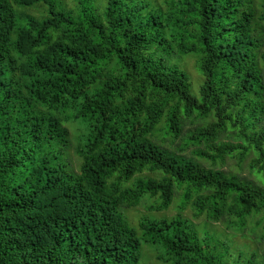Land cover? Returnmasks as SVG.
Returning a JSON list of instances; mask_svg holds the SVG:
<instances>
[{"label":"trees","instance_id":"trees-1","mask_svg":"<svg viewBox=\"0 0 264 264\" xmlns=\"http://www.w3.org/2000/svg\"><path fill=\"white\" fill-rule=\"evenodd\" d=\"M71 1L0 0V264H264V0Z\"/></svg>","mask_w":264,"mask_h":264},{"label":"rangeland","instance_id":"rangeland-1","mask_svg":"<svg viewBox=\"0 0 264 264\" xmlns=\"http://www.w3.org/2000/svg\"><path fill=\"white\" fill-rule=\"evenodd\" d=\"M158 2H162V0H157ZM67 3L70 6H73V2L71 0H67ZM187 69L190 73L191 76V82L193 86V94L194 95H199V89L201 85L203 84V78L201 74L199 73L197 67H196V60L194 58H190L188 60V66ZM237 161H229L226 166H224L225 170H237L236 166ZM244 176L251 177L249 174L248 167L245 168L244 170ZM147 209L144 206H140L138 211H131L129 213L130 218L133 219V222L137 223L138 222V217L141 216L142 214H147ZM178 213V210L176 209V206H174L170 211H168L166 214L169 216H173ZM191 217V214H190ZM201 223H204V221H201ZM204 226V225H203ZM202 226V227H203ZM211 232H215L218 237L223 241L226 242L228 246L231 247V252L233 253V257L237 258L239 253L241 251H244L245 253H257L258 257L260 259H264V241L259 242L258 239L260 238L261 240V235L263 233V230H258L257 232L259 235H254L248 232L247 238L242 237V236H236L234 237L231 232H229L224 225H217L214 224L210 227H208ZM232 235V236H230Z\"/></svg>","mask_w":264,"mask_h":264}]
</instances>
